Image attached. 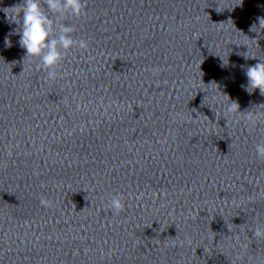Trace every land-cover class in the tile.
I'll return each instance as SVG.
<instances>
[{
  "label": "clouds",
  "instance_id": "1",
  "mask_svg": "<svg viewBox=\"0 0 264 264\" xmlns=\"http://www.w3.org/2000/svg\"><path fill=\"white\" fill-rule=\"evenodd\" d=\"M8 9L13 12V19L9 20L17 25L8 36L19 35V46L26 50L25 59H38L40 63L37 68L45 70L49 79L56 78L58 75L56 70L69 50L74 47L80 49L88 47L86 40L73 38L76 29L74 25L65 22L68 17L80 18L86 14L84 0H22L21 3L3 10L9 18ZM262 24L264 19L260 20L259 26L261 27ZM254 28L256 27L253 26L252 30ZM8 36L5 37L4 42L6 46H11ZM247 58L248 56L245 55V59ZM243 71L247 83L242 84L241 88L250 95L258 89L260 95L264 96V60L260 59L255 65L243 68ZM226 111L240 112L239 104L235 101L230 102ZM245 114L253 124L264 116V114H252L250 111ZM255 152L257 158L264 161V141L255 145ZM260 195L264 197V191ZM40 204L42 207L50 208L53 202L41 197ZM109 207L115 214H119L124 209L123 197L113 196ZM252 237L256 240H264V225H257L252 229Z\"/></svg>",
  "mask_w": 264,
  "mask_h": 264
}]
</instances>
